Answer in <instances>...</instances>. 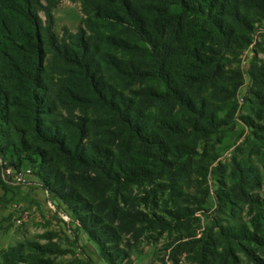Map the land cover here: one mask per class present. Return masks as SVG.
<instances>
[{
  "label": "trees",
  "instance_id": "1",
  "mask_svg": "<svg viewBox=\"0 0 264 264\" xmlns=\"http://www.w3.org/2000/svg\"><path fill=\"white\" fill-rule=\"evenodd\" d=\"M43 1L0 0L5 165L66 201L107 264L163 232L176 263L264 264V0H80L61 35ZM55 247L18 243L0 264H53Z\"/></svg>",
  "mask_w": 264,
  "mask_h": 264
},
{
  "label": "rangeland",
  "instance_id": "2",
  "mask_svg": "<svg viewBox=\"0 0 264 264\" xmlns=\"http://www.w3.org/2000/svg\"><path fill=\"white\" fill-rule=\"evenodd\" d=\"M42 4L47 5L51 24L58 35L67 31L74 32L82 24L84 15L80 0H45ZM45 10L40 12L42 19L46 18ZM251 48L245 49L241 56L240 64L244 71L248 67ZM258 56H263V53H258ZM249 84L250 79L245 74L244 83L238 91L240 102H243L242 96ZM244 112V109L239 111L242 114ZM237 124L240 122L237 121ZM240 142L241 139L237 140L236 144ZM232 148L225 150L218 158L226 168L208 174L209 202L202 212H196L203 224L209 223L215 215V195L220 193L222 188L216 178H219L220 172L227 174ZM253 163L258 166L260 172L264 170L256 158H253ZM5 164L6 161L0 158V175L5 184V187H0V251L18 243L26 244L28 241L41 244L53 242L56 245V251L50 255L53 264H107L98 247L76 224L66 201L48 194L40 186L32 168L17 169ZM27 169L30 172H27ZM18 177H22V180ZM262 192L263 190L260 194H263ZM242 217L246 219L244 212ZM174 236L172 232H163L155 237L146 234L131 245L129 258L122 264H189L184 255L178 257L177 263L170 258L168 244ZM242 261L248 264L244 258Z\"/></svg>",
  "mask_w": 264,
  "mask_h": 264
},
{
  "label": "built area",
  "instance_id": "3",
  "mask_svg": "<svg viewBox=\"0 0 264 264\" xmlns=\"http://www.w3.org/2000/svg\"><path fill=\"white\" fill-rule=\"evenodd\" d=\"M27 172H30V170L27 169ZM18 179H19V180H22V177H18ZM65 218H67V216H65ZM179 264H181V262H180Z\"/></svg>",
  "mask_w": 264,
  "mask_h": 264
}]
</instances>
